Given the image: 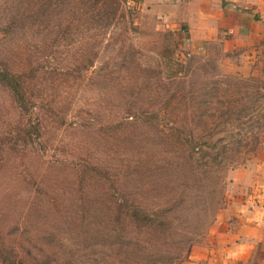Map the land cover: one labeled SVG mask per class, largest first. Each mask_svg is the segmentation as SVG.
Here are the masks:
<instances>
[{
    "label": "rangeland",
    "instance_id": "obj_1",
    "mask_svg": "<svg viewBox=\"0 0 264 264\" xmlns=\"http://www.w3.org/2000/svg\"><path fill=\"white\" fill-rule=\"evenodd\" d=\"M202 2L0 0V264H189L210 246L264 170V54L194 41Z\"/></svg>",
    "mask_w": 264,
    "mask_h": 264
},
{
    "label": "crops",
    "instance_id": "obj_2",
    "mask_svg": "<svg viewBox=\"0 0 264 264\" xmlns=\"http://www.w3.org/2000/svg\"><path fill=\"white\" fill-rule=\"evenodd\" d=\"M192 9L200 11L188 26L198 44L225 36L228 50L248 51L253 61L264 54V0H203ZM189 264H264V170L243 176L210 246Z\"/></svg>",
    "mask_w": 264,
    "mask_h": 264
},
{
    "label": "trees",
    "instance_id": "obj_3",
    "mask_svg": "<svg viewBox=\"0 0 264 264\" xmlns=\"http://www.w3.org/2000/svg\"><path fill=\"white\" fill-rule=\"evenodd\" d=\"M8 78H9V75L7 73L1 72V70H0V81L3 82V83L9 84V82H7L8 81ZM242 83H243V81L238 82L234 78H231L230 77L229 80H228V85H229L228 87L234 88V89L236 87V89L238 88V92H240L242 90L241 87H240V84H242ZM255 85H256L255 86L256 87L255 93H257L258 95H260V90L262 89V87L264 85V82L258 81ZM226 97H227V100H230V99H228V95ZM259 101L260 100L258 98H256L255 104L258 103ZM227 102H228V105H231V104L232 105H236L237 104V101L234 100V99H231L230 101H227ZM231 111L228 108L225 112L222 113V118L226 119V121H232V119H234L233 117H237L236 119L241 120L244 117H246L247 114H248V113H246V110L245 109L238 110V112L232 111V113H231Z\"/></svg>",
    "mask_w": 264,
    "mask_h": 264
}]
</instances>
